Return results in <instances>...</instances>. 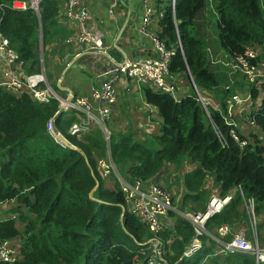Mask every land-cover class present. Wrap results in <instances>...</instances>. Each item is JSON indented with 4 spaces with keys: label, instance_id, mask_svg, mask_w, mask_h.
Returning a JSON list of instances; mask_svg holds the SVG:
<instances>
[{
    "label": "trees",
    "instance_id": "16d2710c",
    "mask_svg": "<svg viewBox=\"0 0 264 264\" xmlns=\"http://www.w3.org/2000/svg\"><path fill=\"white\" fill-rule=\"evenodd\" d=\"M13 1L0 0V30L27 73L44 70L47 74V47H51V54H62L67 50L64 39L71 35L60 20L64 1L40 0L39 14L31 7H13ZM151 2L155 9L153 30L171 52L169 72L178 83H191V76L201 93L208 90L213 96H222L218 103L223 106L229 92L223 87L226 72L222 65H213V54L236 56L250 46L259 51L257 60L264 58V0ZM207 25L214 28L212 47L202 33ZM241 80L232 86L249 89L253 99L249 111L259 127V132L249 129L248 134H239L247 139L242 146L231 136L218 110L212 106L204 109L194 89L177 98L150 83H141L142 98L157 109L159 127L142 130V138H136L130 128L110 130L106 140L97 125L69 133L68 127L79 112H57L58 99L39 101L27 91L14 93L0 87V202L9 204L10 213L0 219V240L21 235L20 257L11 263L0 260V264H120L130 258L144 260L146 241L153 234L126 208L117 177L110 187L100 175L97 160L107 151L118 172L128 179L156 180L165 163L174 164L180 172L177 181L182 193L180 201L173 202L180 209L191 203L194 211L205 210L211 195L207 186L210 178L218 194L231 191L232 196L206 220V229L248 221L250 233V219L240 208L252 198L256 215L264 212V81L258 85L243 77ZM52 84L59 89L54 80ZM53 115L55 127L76 148L63 145L47 129ZM186 163L192 166L184 169ZM164 180L170 186L168 174ZM17 220L22 222V230ZM259 225L257 230L264 233ZM158 234L165 245L166 264H199L211 252L210 237L204 234L202 247L183 255L194 235L193 225L186 218H177L173 230L163 229ZM223 261L255 264L246 251L231 252Z\"/></svg>",
    "mask_w": 264,
    "mask_h": 264
},
{
    "label": "built area",
    "instance_id": "2783aa9c",
    "mask_svg": "<svg viewBox=\"0 0 264 264\" xmlns=\"http://www.w3.org/2000/svg\"><path fill=\"white\" fill-rule=\"evenodd\" d=\"M64 15L68 18L81 22L80 29L76 35L79 41H82L87 49L100 52L104 51L107 58V64L101 71L103 76L100 83L90 87L89 95H67V97L58 95L52 86L47 82L44 71L31 74H17L9 69L6 75L0 76V87L14 93L27 91L32 98L47 102L51 98L59 101V111L76 110L77 119L68 127V132L76 134L88 130L91 126L97 125L101 128L105 139H109L108 124L112 117V109L118 100L119 80L123 77L135 80L138 85L141 83H150L155 88L162 91L171 92L175 97H181L179 93L180 86L169 72L168 62L170 51L160 41L154 32L151 24L152 14L155 11L152 0H143L144 11L138 30L144 36L153 40L155 53L144 57H125L116 59L110 55L107 48L101 43L99 35L89 29L84 21L86 11L77 8L81 0H63ZM117 0H112L114 6ZM174 1V0H172ZM40 0H14L13 7L25 9L31 7L39 14ZM111 11V9H110ZM257 49H246L244 54L229 56L227 53L220 52L221 57L213 54L212 62L220 64L226 72L227 81L223 85L229 89L228 95L224 98V105L221 106L211 103L210 97L200 92L195 83L191 81L193 89L201 105L207 110V106H212L221 114L224 124L228 126L229 133L241 146L246 144L247 139L240 138V133L248 134L249 129L259 132V127L250 114L253 107V99L248 88L234 89L236 80L245 78L248 83L255 82L260 84L264 81V58L257 60ZM5 56L9 62H17L23 66L19 60L17 52L9 46L7 37L0 30V57ZM256 60L253 62L252 60ZM42 69H44L42 67ZM106 77V78H105ZM240 118L242 120H240ZM54 115L47 121L46 127L49 131L53 129ZM243 126V128H241ZM215 131L219 137L224 138L219 128L214 125ZM97 168L102 177L108 178L114 171L118 172L110 153L100 157L97 160ZM120 173V172H118ZM116 176V174H115ZM117 177V176H116ZM120 187L124 193L126 208L145 224L147 229L153 234L147 242V252L143 264H166L165 245L162 237L158 234L163 229L173 230L178 217L188 219L194 229V235L187 244L184 256L191 255L203 245L202 236L207 234L211 241V252H209L199 264H206L212 257H224L234 251H246L250 253L255 264H264V233L257 230V216L255 214L254 202L252 198L245 201L250 219V233H247V227L233 226L223 223L209 231L205 227L206 220L213 214L219 212L222 207L231 199V193L223 196L211 193L204 211H190L177 207L173 202L171 193L156 183L152 178L142 179L133 177L128 179L126 176L118 175ZM1 203V202H0ZM4 203V202H3ZM252 215V216H251ZM12 216H15L12 214ZM248 226V225H247ZM206 240V243L209 241ZM20 257V245L17 246L11 238L0 240V260L11 263Z\"/></svg>",
    "mask_w": 264,
    "mask_h": 264
},
{
    "label": "crops",
    "instance_id": "0c3cea01",
    "mask_svg": "<svg viewBox=\"0 0 264 264\" xmlns=\"http://www.w3.org/2000/svg\"><path fill=\"white\" fill-rule=\"evenodd\" d=\"M115 3L112 6V0H81L77 8L86 11V15L82 21L85 22L89 29L99 35L101 43L114 58L124 59L125 57H144L154 54L155 46L153 40L144 36L138 30L144 11L143 0H117ZM61 14L60 20L62 24L71 30V35L64 39L67 50L62 54L53 53L51 55L53 57L52 62L49 55L46 72L47 74L50 72V75H47L45 72L43 74L52 88L53 80L55 81L59 89H53L58 95L65 97L67 95H89L90 87L94 84H99L103 78V76H100V73L107 64L106 54L104 51L97 52L85 48V44L76 38L81 22L64 15V4ZM151 24H153V28L154 19H151ZM9 69H12L17 74H31L27 73L25 66L17 62H9L2 55L0 57V76L6 75ZM241 82L242 80L239 83ZM130 84V78H121L117 84L118 94L120 88L127 93L128 91L126 90L131 88ZM178 84L180 86L179 93L182 95L191 91L183 80H180ZM217 99L218 97L216 96H210L211 103L214 106L217 105ZM136 104H139V109H142L143 115L149 114L151 117H155L158 122L160 121L155 106L146 103L143 98ZM240 120L242 119L240 118ZM141 123L140 127L145 130V127ZM149 127L151 128V126ZM4 204L6 203L1 202L0 208H4L2 206ZM244 205H242V208ZM8 214L7 209L0 211V219L7 217ZM256 218L257 223L262 227V220L264 218H260L259 216ZM247 224L248 221L247 223L242 222L238 226L245 228L248 227Z\"/></svg>",
    "mask_w": 264,
    "mask_h": 264
},
{
    "label": "rangeland",
    "instance_id": "374dc122",
    "mask_svg": "<svg viewBox=\"0 0 264 264\" xmlns=\"http://www.w3.org/2000/svg\"><path fill=\"white\" fill-rule=\"evenodd\" d=\"M202 33L207 35V38L209 40V46L212 47V45H214V28L211 25H207V28L205 29V31H202ZM40 49V48H39ZM247 49H254V47H250L248 46ZM40 53H42V49H40ZM47 52L48 54V61H49V55L51 58V62H52V50L51 47H47ZM216 57H221V55L219 53H216L215 55ZM47 66H48V62H47ZM224 77V76H223ZM225 78L227 79V75L225 74L224 77V83H225ZM185 84H187L189 86V89H193L192 85L190 83V81L183 80ZM130 89L126 90L128 91L127 93L124 92L121 88L119 89V94H118V102L113 106V111H112V117L111 120L108 124V128L109 131L113 130V131H117V130H126L127 128H130L131 130H133L135 132V137H143L144 134L142 132V129L140 127V123H141L144 127L146 131H151V130H156L159 125H158V121L156 120L155 117H151V115L147 114V115H143L142 114V109H139V101H141L142 98V86L138 85L137 82L135 80L130 79ZM202 91V90H201ZM210 92V93H209ZM127 94V95H126ZM212 95L211 91H206V96L210 97ZM219 98V97H218ZM222 98V96H220L219 100ZM149 115V116H148ZM147 124V125H146ZM151 126V128L149 127ZM192 165L186 163L184 165V169L186 168H190ZM116 176H117V180H118V175H120V173L114 171ZM178 173H180L174 164L171 163H165L163 172L161 173V177H159L158 179H156V183L161 185L163 188L167 189L172 195H173V199L176 203H178L180 201L181 198V193H182V188L180 183L177 181V175ZM115 174L112 173L108 178H105V184L107 186H110L113 184L114 182V178H115ZM169 175L170 177V181L169 184L170 186H167L166 181L164 180V177H166V175ZM209 181H207V186L211 189V193L214 194H218L217 193V187H214L212 182L210 181V178H208ZM4 208H0V211H5L6 209L9 208V204H4L2 205ZM245 206V205H244ZM192 207V204L189 203L188 204V208H184V210H190V211H194ZM241 210H244L245 213L248 212L246 210V208H240ZM9 213V212H8ZM10 214V213H9ZM256 214V213H255ZM252 216V215H251ZM257 217L259 216L260 218H264V212L256 215ZM180 218V217H178ZM17 227L22 230L23 224L20 220H17L16 222ZM262 232H264V219L262 220ZM235 226V227H234ZM233 227L236 228L238 226V224L234 225ZM12 242H14L17 246L20 245L21 243V235H17L13 238H11ZM224 257L221 258H214L212 257L211 260H209V263L207 264H222L224 263L223 261ZM135 261V260H134ZM136 262V261H135Z\"/></svg>",
    "mask_w": 264,
    "mask_h": 264
},
{
    "label": "water",
    "instance_id": "95a60500",
    "mask_svg": "<svg viewBox=\"0 0 264 264\" xmlns=\"http://www.w3.org/2000/svg\"><path fill=\"white\" fill-rule=\"evenodd\" d=\"M190 78H191V81L194 83L191 76H190ZM50 132L56 138V140L59 141L60 143H62L63 145H67L69 147L76 148V146L73 145L55 126L53 127V129ZM92 192H93V189H91L89 192L90 196H92ZM120 264H143V263L135 262L134 259L130 258V259H126V260L122 261Z\"/></svg>",
    "mask_w": 264,
    "mask_h": 264
}]
</instances>
